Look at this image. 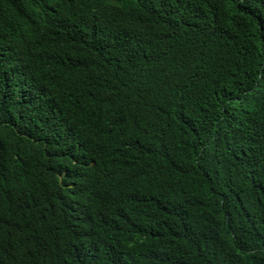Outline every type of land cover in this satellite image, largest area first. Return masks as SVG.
Here are the masks:
<instances>
[{"label":"trees","instance_id":"1","mask_svg":"<svg viewBox=\"0 0 264 264\" xmlns=\"http://www.w3.org/2000/svg\"><path fill=\"white\" fill-rule=\"evenodd\" d=\"M0 264H264V0H0Z\"/></svg>","mask_w":264,"mask_h":264}]
</instances>
